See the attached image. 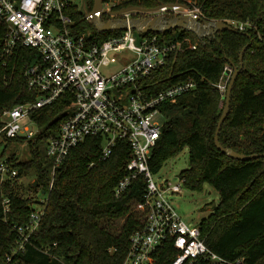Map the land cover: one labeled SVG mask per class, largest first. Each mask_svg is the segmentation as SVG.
Returning <instances> with one entry per match:
<instances>
[{
	"label": "trees",
	"instance_id": "16d2710c",
	"mask_svg": "<svg viewBox=\"0 0 264 264\" xmlns=\"http://www.w3.org/2000/svg\"><path fill=\"white\" fill-rule=\"evenodd\" d=\"M176 1L201 6L209 20L236 19L252 26L247 31L222 29L205 37L184 28L147 32L157 34L161 41L179 40L185 49L171 53L166 65L148 73L141 80L144 88L158 92L180 81L193 79L197 83L196 88L167 107L168 118L153 149L150 166L156 173L167 159L188 147L189 167L180 173L184 184L202 190L207 182L220 194V201L199 224L202 237L210 248L233 263L264 264V156L237 159L215 143L224 110L220 106L224 94L217 83L229 64L240 68V73L219 140L225 147L246 155L264 152V0H118L113 10L129 6L153 8ZM85 4L91 10L94 0H85ZM71 11L75 30L91 33L90 41L100 43L122 32L98 31L81 8ZM102 17L111 18L107 13ZM7 31V23L0 20V49ZM35 58L36 50L21 47L0 62V129L6 109L37 98L38 91L29 86L25 77ZM70 102L71 94L65 93L52 104L31 111L40 129L28 140L32 158L20 160L16 152L8 154L9 144L24 142L23 137L7 138L0 144V161L8 157L20 176L38 168L34 181L38 191H48L52 178L51 160L43 148L67 118ZM102 145V137L89 136L72 148L56 168L40 230L30 236L24 250L15 251L19 239L16 226L29 221L36 197L24 196L21 183L12 185L0 179V264L122 263L130 236L139 225V215L131 213L132 204L143 200L145 183L140 177L117 196L115 187L127 173L132 150L126 142L118 141L113 153L103 159ZM5 196L10 198V212L4 210ZM124 218L117 234L103 225L104 221ZM179 252L168 241L155 253L152 264H170ZM194 264L214 263L199 258Z\"/></svg>",
	"mask_w": 264,
	"mask_h": 264
},
{
	"label": "built area",
	"instance_id": "2783aa9c",
	"mask_svg": "<svg viewBox=\"0 0 264 264\" xmlns=\"http://www.w3.org/2000/svg\"><path fill=\"white\" fill-rule=\"evenodd\" d=\"M115 2L108 0L104 6L113 11ZM73 8H81L76 0H0V20L8 25L0 62L21 47L36 50L37 58L26 69L25 77L29 86L38 91L35 100L18 103L4 111L0 144L7 138L23 137L27 142L34 138L40 129L32 120L31 111L69 93L68 116L44 146L46 157L51 160L52 176L48 191H44L47 197L56 168L87 137L103 138V159L113 153L118 141H124L132 153L127 173L116 185L115 194L124 193L140 177L145 189L143 200L137 202L139 225L130 236L121 264H152L155 253L168 241L180 251L170 264H194L199 258L214 264H241V261L233 263L225 259L210 248L200 226L189 224L179 213L172 196L182 191L185 179L179 183L168 179L158 181L150 166L153 149L168 118L167 107L196 88L197 83L189 79L153 92L145 89L141 80L153 69L166 65L171 53L181 52L185 46L179 40L161 41L157 34L137 33L132 28L100 43L90 41L91 33L75 30ZM107 14L111 18L187 15L194 20H209L201 6L191 1L164 3L153 10ZM226 22L240 31L252 26L250 22L236 19ZM124 52H128L127 57ZM115 64L119 66L113 68ZM233 72L234 68L226 65L217 83L222 94L226 93ZM28 119L36 129L25 123ZM0 179L12 185L22 181L19 169L8 157L0 161ZM3 204L5 212H10L9 197H4ZM46 207L47 198L38 194L31 204L29 221L16 226L19 239L15 251L24 250L30 236L40 230ZM11 259L9 256L8 260Z\"/></svg>",
	"mask_w": 264,
	"mask_h": 264
},
{
	"label": "rangeland",
	"instance_id": "374dc122",
	"mask_svg": "<svg viewBox=\"0 0 264 264\" xmlns=\"http://www.w3.org/2000/svg\"><path fill=\"white\" fill-rule=\"evenodd\" d=\"M80 7L83 6V0H76ZM118 1V0H117ZM137 33H140L136 30ZM125 57L128 56V52L122 53ZM130 56H133L132 52H129ZM119 65H113V68H117ZM230 81V80H229ZM226 97V93H224L223 99L220 101V106L224 109V100ZM30 126L31 129H36V125L30 120H26L25 122ZM1 143H5V140ZM45 151V147L43 148ZM16 152L19 156L20 160H27L32 158V150L31 146L27 141L21 142L16 141L12 142L8 146V154ZM46 163L44 162V165ZM189 167V148L185 147L180 150L178 153L170 157L165 161L163 166L159 171L155 173V178L158 181L168 179L173 183H179L182 181V177L180 173L182 170ZM39 173L38 168H33L31 171L22 177V181L20 182L23 186L24 196H33L37 197L38 194L42 198H47L46 193L41 190H37L35 188L39 187L32 185L36 180V177ZM179 213L182 217L192 225H199L200 222L207 218L210 213L213 211V205L217 204L220 201L219 191L212 186L211 184L205 182L203 184L202 190H193L187 187L184 183L182 184V191L179 193H174L172 196ZM137 202L132 204L131 213H135L138 215V206ZM37 206V205H36ZM124 219H113L109 221H104L103 225L110 228V231L113 233H119L121 226L124 223Z\"/></svg>",
	"mask_w": 264,
	"mask_h": 264
},
{
	"label": "water",
	"instance_id": "95a60500",
	"mask_svg": "<svg viewBox=\"0 0 264 264\" xmlns=\"http://www.w3.org/2000/svg\"><path fill=\"white\" fill-rule=\"evenodd\" d=\"M105 0H94V5L91 10L86 8L85 0H83V6L81 9L84 11L86 18L91 21L95 28L98 31H110V30H126L128 28H132L138 30L140 33H147L149 31L153 32H163L168 31L174 28H184L195 32L199 37H205L208 35H214L217 31L222 29H234L230 24H228L224 20H194L187 15H178L174 17H167L164 15H157L153 17L143 16V17H116L111 18L108 20L103 19V14L111 13V14H121L126 11L130 10H150V9H158L162 6L161 3L156 7L153 8H143L141 6H129L122 8L120 10H113L108 11L104 6ZM246 49L244 47L242 51L243 59V52ZM240 73V68L234 66V72L232 74L231 80L229 82L226 97H225V104L222 116L218 122V127L215 133V143L216 146L223 152H226L229 156L246 160L254 157L264 156L263 153H254L252 155H246L243 153H239L233 148L225 147L219 140V131L221 129L222 123L226 119L230 104H231V94L234 87V83L238 74ZM37 185V182L34 183V186ZM215 205H213L214 208Z\"/></svg>",
	"mask_w": 264,
	"mask_h": 264
}]
</instances>
